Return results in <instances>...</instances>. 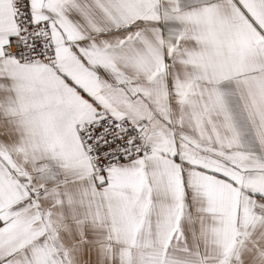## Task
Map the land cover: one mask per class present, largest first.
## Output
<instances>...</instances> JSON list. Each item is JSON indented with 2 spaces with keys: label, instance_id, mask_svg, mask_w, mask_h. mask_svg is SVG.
<instances>
[{
  "label": "snow or ice",
  "instance_id": "1",
  "mask_svg": "<svg viewBox=\"0 0 264 264\" xmlns=\"http://www.w3.org/2000/svg\"><path fill=\"white\" fill-rule=\"evenodd\" d=\"M0 264H264V0H0Z\"/></svg>",
  "mask_w": 264,
  "mask_h": 264
}]
</instances>
